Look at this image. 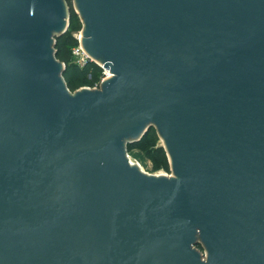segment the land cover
Masks as SVG:
<instances>
[{
	"label": "water",
	"instance_id": "water-1",
	"mask_svg": "<svg viewBox=\"0 0 264 264\" xmlns=\"http://www.w3.org/2000/svg\"><path fill=\"white\" fill-rule=\"evenodd\" d=\"M75 1L110 75L70 91L63 0H0V264H264V0Z\"/></svg>",
	"mask_w": 264,
	"mask_h": 264
},
{
	"label": "trees",
	"instance_id": "trees-1",
	"mask_svg": "<svg viewBox=\"0 0 264 264\" xmlns=\"http://www.w3.org/2000/svg\"><path fill=\"white\" fill-rule=\"evenodd\" d=\"M78 29H80V22L76 13L71 11L68 28L63 33L54 36L55 57L64 63L62 77L70 91H74L81 86H91L102 75V68L94 61H89L82 67L75 63L71 55V47L77 44V39L73 33ZM142 136L147 140L151 139L152 142H155L156 135L153 126H150ZM143 142L141 139L128 142L126 147L127 149H133L142 145ZM147 156L151 160V170L159 168L168 170L167 156L161 146L154 147ZM197 246H200V244L198 243Z\"/></svg>",
	"mask_w": 264,
	"mask_h": 264
},
{
	"label": "rangeland",
	"instance_id": "rangeland-1",
	"mask_svg": "<svg viewBox=\"0 0 264 264\" xmlns=\"http://www.w3.org/2000/svg\"><path fill=\"white\" fill-rule=\"evenodd\" d=\"M63 2H64V11L67 15V17H66V19H67L66 29L69 26L71 11H73L74 13H76L78 20L80 22V29L75 31L73 33V35L81 37V33H82V30L84 29L85 25H84L82 17L80 16L79 8L77 6L76 1L75 0H63ZM153 129L155 130V135H156L155 142H152L151 139L147 140L145 137L141 136L140 139L142 141H144L143 144L136 147V148H133V149H127L126 153L129 156V158L131 159V161H133L134 163H136L139 166V169H141L147 173H150V174L162 173V174H166L169 176H174L173 167L171 165L170 157L168 156V153L166 151L164 139L161 136V134L158 132L156 127L153 126ZM156 146H161L164 149L165 154L167 156V160H168V170H165L163 168H159L157 170H151V160L147 156V154H149L153 150V148ZM199 244H200V246L195 245L196 248H198L200 251H202V253H205L206 249H205L204 245L202 244V242H200Z\"/></svg>",
	"mask_w": 264,
	"mask_h": 264
},
{
	"label": "built area",
	"instance_id": "built-area-1",
	"mask_svg": "<svg viewBox=\"0 0 264 264\" xmlns=\"http://www.w3.org/2000/svg\"><path fill=\"white\" fill-rule=\"evenodd\" d=\"M77 39V44L71 47V55L73 56V59L76 64H78L80 67L84 66L89 61L96 62L82 47L80 42V36H75ZM101 68H102V75L100 76L99 80L95 82L93 85L88 86L90 88H97L100 86L101 81L107 77L108 70L104 68V66L96 62Z\"/></svg>",
	"mask_w": 264,
	"mask_h": 264
},
{
	"label": "bare ground",
	"instance_id": "bare-ground-1",
	"mask_svg": "<svg viewBox=\"0 0 264 264\" xmlns=\"http://www.w3.org/2000/svg\"><path fill=\"white\" fill-rule=\"evenodd\" d=\"M110 75V72L108 71V75L107 76H109Z\"/></svg>",
	"mask_w": 264,
	"mask_h": 264
}]
</instances>
